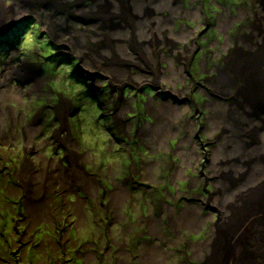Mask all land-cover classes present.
<instances>
[{
    "label": "rangeland",
    "instance_id": "obj_1",
    "mask_svg": "<svg viewBox=\"0 0 264 264\" xmlns=\"http://www.w3.org/2000/svg\"><path fill=\"white\" fill-rule=\"evenodd\" d=\"M23 2L36 14L0 28V264H206L199 255L214 229L243 243L240 264H264V209L247 201L264 202V92L249 108L248 83L222 84L241 55L256 53L264 69L257 0H175L194 16L178 17L164 41L152 16L165 2L138 7L150 35L138 34L127 3L129 53L151 37L157 62L117 54L111 32L80 39L95 0ZM0 6L13 12L11 0ZM111 15L104 26L121 30ZM171 59L182 75L175 88L159 84ZM120 65L123 82L109 72ZM141 73L152 78L137 87ZM149 104L176 111L173 135L159 131ZM188 215L196 226H183Z\"/></svg>",
    "mask_w": 264,
    "mask_h": 264
},
{
    "label": "bare ground",
    "instance_id": "obj_2",
    "mask_svg": "<svg viewBox=\"0 0 264 264\" xmlns=\"http://www.w3.org/2000/svg\"><path fill=\"white\" fill-rule=\"evenodd\" d=\"M36 1L37 0H30V3L36 4ZM111 1L112 2H110L108 0H95L93 5H91V3L87 6L85 5L86 9H85V11L84 10L82 11L81 15H82L83 19L89 18L88 20L90 21V24H89V27L87 29L81 31L80 39L83 38L85 40V42H87L89 36L93 37L94 35L100 34V33H102L101 35L104 36V38H105L106 35L104 32H109V33L111 32V34H112V36H114V38L110 42H114V44L116 46L115 52L117 54H120V55H122V57H125V53H127V59H135L133 55H137L143 59H144V57H147L148 59H151L153 62H157V56L155 57V53H154L155 51L154 52L152 51L151 37H149L147 45H145L143 43L144 45L141 44L139 50L136 49V50L131 51L129 53L130 49L132 48V43H131L132 40H131V38H129L131 33H130V28H129L127 21H129V16L132 15L133 10L127 11L128 6H126L127 3L131 4L134 7V10H136V12H137L136 16H131V17L133 20L139 21L138 29H137L138 34L149 33V35H150L153 31L151 29V26H153V23L149 20L150 17H148L147 14H145L143 11L139 10L138 7L143 5V4H149L152 6V5H154L153 3H155V0H111ZM161 1H163L165 3H163V5H161V4L157 5V8L158 9L160 8V9H159V11H157V13L153 14L152 21L156 20V19L158 20L157 25H155L159 29L157 39L159 40V38H160L161 41H164L161 39L164 31H166L165 35L167 37H168L169 31H170V36H174L173 33H174V28L176 26V19H178V17H180V16H185V17L186 16H194L195 10L188 8V10H184V13H182L181 7L185 6V4L179 3L177 5L174 2L175 0H161ZM11 2H12V7H13L11 9V11H13V12L9 15H7V13L10 10H8L7 8L3 9V7L0 6V13H2L3 17L6 19V20H2L3 18L0 19V21L3 23V24H0V28L7 27L8 25L13 24V22L18 21L19 19L23 18V16L26 14H29V13L36 14V12H37L36 9L34 10V8L31 9V8L23 7L22 6V4H24L23 0H11ZM190 2H192V1H190ZM257 2L260 4L261 16L264 20V0H257ZM103 7H104V9H103ZM110 7L113 8L112 12L110 11ZM107 10H109L110 13ZM107 13H108V16L112 14L111 16H113L116 20L122 22V24H123L122 29L124 30V32L122 31V29L114 32L115 29L117 30L115 23L113 26L110 25V28H109V26L108 27L104 26V23L107 22V19H106ZM11 19H13V20H11ZM161 23H163L162 27H160ZM229 23H230V21H227V23L223 20L219 21L218 27L224 29L229 25ZM124 24H125V26H124ZM45 29H47V26H45ZM180 32L182 35L185 34V30L183 28H181ZM140 38H143V37L140 36ZM102 40H103V38H102ZM109 44L110 43H108V46H109ZM148 44H149V46H148ZM160 44L164 45L166 43L161 42ZM170 44L174 45V43H172V42ZM79 48H80V46H79ZM104 48H107V44L104 45ZM246 49L247 50L249 49L248 50L249 52H254L253 48L246 47ZM100 50H103V54H106L105 49L100 47ZM107 54H108V52H107ZM255 55H256V53H253L252 55H241V59L236 60L233 64V67L228 72H225V76L223 77V80H222V84L227 86L229 88V90L234 87V82H237L240 79L245 84L248 83L247 89H249L251 91L252 97L248 96V98H245L244 100L246 102H248L247 104H248L249 108L251 106L252 107L256 106V104L251 105V102L256 100L254 97H257V98H258V96L262 97V93L264 92L261 89L260 90L258 89L259 88V86H258V82H259L258 81V74H259V72H263V73H261V79H260L261 83H263V81H264V69L262 70L259 68L260 70H258L255 67V64L257 65V61L259 58V57H257L255 59ZM163 57H164V55H163ZM172 60L173 59H171V62H172ZM171 62L168 63L169 67L166 68L165 70L163 69V74L161 73V75H160L161 76V80H160L161 83H159L160 86L162 85V83H168L175 88L177 82L181 81L182 75L180 72V70H181L180 67H177L176 65L174 66L175 63L174 62L171 63ZM262 63L263 62H261L260 65H262ZM130 64H132L133 67H137V68L141 67L139 62L136 63L135 60L130 61ZM104 65H105V62H104ZM24 67H26V66H24ZM144 68H146V66H144ZM11 69H13V68H9V70H11ZM98 70L99 69L93 65L89 67V71L91 73H96ZM101 70H102V68H101ZM12 71L16 72V69H14ZM103 71L105 72V69ZM107 72H108V70H107ZM109 72H112V73H114V75H116L117 82H123L125 78H129V76H130L128 73V70H126L123 67V65H120V68H113ZM156 72L157 73L161 72V69L158 67V71H150V72H148V74L149 75L152 74L154 76V73H156ZM9 74H10L9 72L2 74L1 75L2 80L6 81L8 79L7 77L9 76ZM151 78L152 77H149L147 75H143L141 73V74H138L136 76H133L131 78V80L133 82L135 80H137L138 82L135 81V85L137 87H140L145 82L150 81ZM155 81H156V79H155ZM218 86H220V85H217V87ZM174 93L177 94L178 97H180L179 99H181V100L185 99L186 95L184 93L181 94V93L175 92V91H174ZM256 94H258V95H256ZM149 105H150L149 106L150 110L155 113V117L157 118L156 127H158L159 131L170 133L171 135H173L172 130L168 126V125H172V124H170L169 121L167 122V119H168L167 114L169 113L170 118H174L177 116L176 111L173 110L172 106L169 107L168 105H165V104H162L161 106H153V104H149ZM118 117L123 119V117H124L123 113H119ZM221 121H222V119H221ZM161 140L162 139H159V141H161ZM262 151H264V144L261 147L258 154H260V152H262ZM95 154H96V152H95ZM259 182H261V183H259V185H261V187L259 188L260 191H264V180L263 181L259 180ZM247 201H248L249 209L252 207V209H251L252 212L254 211L255 213H258V211H261L262 209H264V202H261V203L257 202V203L253 204L251 199H248ZM262 211H264V210H262ZM188 214L190 215V213H188ZM189 215H188V217H185V218L183 217V219H182L183 220V226L187 227V228H191L193 226H196L198 223L196 218H194L193 216H189ZM221 232H223V231L217 230V229L213 230V232L210 236L211 242H209L207 247H206L207 251H206V253L200 254L199 259L201 260V258H202L201 261L205 262L206 264H240L243 261V258L241 257L242 251H241L240 245L243 243L239 242L237 244L234 241V237H232L230 235L223 236V234ZM144 255H146V254H144ZM148 260L152 261L153 258L151 256H148Z\"/></svg>",
    "mask_w": 264,
    "mask_h": 264
}]
</instances>
